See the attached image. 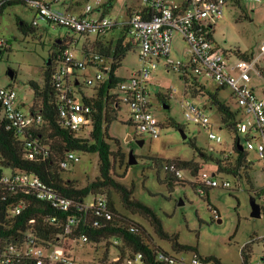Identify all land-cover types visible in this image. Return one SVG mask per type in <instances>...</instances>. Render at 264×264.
<instances>
[{
	"label": "rangeland",
	"instance_id": "1",
	"mask_svg": "<svg viewBox=\"0 0 264 264\" xmlns=\"http://www.w3.org/2000/svg\"><path fill=\"white\" fill-rule=\"evenodd\" d=\"M52 3L55 0H35ZM108 7L109 0L103 1ZM82 5H93L94 0H81ZM143 0H115L107 11L106 17L114 21L126 17L127 5L141 6ZM54 8L61 9V3H54ZM36 17L29 5H13L7 7L0 15V37L7 42V48L0 55V87H12L18 93V103L24 113H29L33 107L35 96L31 83L43 85L47 61L54 51L57 40H71L70 48L78 60L84 58L82 50L86 38L69 31L65 27H53L42 21L36 27L35 34L26 35L20 29V23L25 22L30 28ZM20 21V22H19ZM214 25L213 39L220 50L228 57L234 58V53L243 54L257 52L258 46L264 41V5L253 2H242L241 5L230 4L225 10L223 18ZM120 36V29L113 30L105 36L106 40L115 41ZM89 41L94 43L98 36L90 35ZM133 39L127 36V41ZM78 41V43H75ZM141 51L135 45L123 59L118 70V76L130 80L144 69L140 59ZM191 48L176 33L173 40L171 60L175 63L190 62ZM232 60V59H231ZM156 69L151 66L153 81L149 86V101L156 118L161 122L160 136L152 138L142 134L135 124L131 123V108L125 102L120 104L117 121L109 128L116 179L128 189L134 188V198L151 208L160 219L164 231L174 238L161 239L153 227L141 215L128 212L114 190L110 193L118 210L131 220L144 225L155 239L156 245L175 253V242L180 246L191 248L183 254L186 256H200L202 258H216L221 264H243L241 251L250 242L249 264L262 261L264 255V162L258 160L253 153L250 159L253 168L248 173V180L236 178L232 175L217 173V159L234 156V136L222 125L221 115L214 97L219 102L228 104L233 111L238 107L229 89H219L217 83L205 75L191 73L187 78L191 84L195 80L204 87V94L197 97L186 95V82L181 73L165 59L157 62ZM11 73L14 74L12 79ZM83 82V79H82ZM250 86L259 98H264V79L253 75ZM92 95V89L87 88ZM175 93L169 97V93ZM122 95V94H121ZM122 97V96H121ZM169 97V100H168ZM162 98L167 99L166 108ZM185 98L203 107L207 103L206 111L211 117L212 129L222 137V143L209 139V132L199 125L189 122L184 116L183 102ZM174 122L182 129L187 139L184 140L180 131L170 123ZM134 125V126H133ZM130 138V139H129ZM241 144L245 138L240 135ZM140 141H143L140 144ZM189 141L196 142L197 149L189 145ZM133 152L138 163L130 165V153ZM200 152L212 157L214 161H203ZM80 161L64 173L66 180L77 181L81 187L93 182L100 176L98 154L75 152ZM194 161L201 165L200 172L193 176L190 171L182 170L183 179L187 184H177L170 187L166 183V164L176 161ZM158 163V164H157ZM164 166V167H163ZM163 167V168H162ZM204 172L215 174L219 187L209 188L207 199L205 194L193 188L190 183L201 181ZM231 183L229 188H223L222 182ZM250 182V183H249ZM256 195L258 204L263 209L261 218H252L251 198ZM101 245L82 243L74 250V255L80 263L88 264L102 255ZM178 250V249H177ZM181 250V249H179ZM182 253V252H181Z\"/></svg>",
	"mask_w": 264,
	"mask_h": 264
},
{
	"label": "trees",
	"instance_id": "2",
	"mask_svg": "<svg viewBox=\"0 0 264 264\" xmlns=\"http://www.w3.org/2000/svg\"><path fill=\"white\" fill-rule=\"evenodd\" d=\"M19 4L30 6V0H6L1 4L0 15L7 7ZM112 5L113 0H111L108 7H104L106 12ZM145 17L150 18L151 11L146 10ZM20 29L26 35L35 34L37 31L34 27L29 28L25 22L20 23ZM69 31L75 33L72 30ZM122 31L117 40L112 43H103L98 40L92 43L89 41L88 35L78 34L87 39L82 53L89 66L94 67L92 63L94 54H99L106 63L111 64L108 78L96 87H89L84 81L82 82V79L86 76L76 75L77 80L74 85L78 90L75 92L78 95V100L92 110L94 123L88 135L82 136L65 126L59 110L60 93L54 80L56 67L58 63L62 62L60 57L66 49L70 48L73 39L61 40V45L54 47L57 53L52 52L49 57L48 61L51 62V65L46 67L43 85L31 83L35 100L30 114L35 119L41 117L42 123L40 125L34 123L28 129H19L15 123L4 116L0 105V176L8 170L36 175L60 196L76 202V207L63 211L56 204L39 199L34 194H27L21 190L12 191L7 186L0 184V240L3 243H11L19 248H23L27 244L51 248L55 245L57 239L66 235V227L71 225L72 232L67 235L69 238L81 239L86 237L88 244L101 245L97 249L102 250V255L89 264H105L117 253L124 255L126 251L143 254L145 264H159L156 262L159 254L167 250L156 245L154 237L144 225L131 220L118 210L110 193L111 190L117 193L128 212L146 218L161 239L170 240L174 243V238H171L164 231L162 223L155 212L135 199L134 188L128 189L116 179L113 173L114 154L110 143L112 139L109 137V128L113 122L117 121L121 110L120 104L122 101L119 99L117 90L121 84L127 81L119 77L117 73L122 66L123 59L132 47L136 45L139 48V44L134 38L127 41V36L131 33L130 27H123ZM213 31L214 28H212L210 36L212 40H214ZM101 36L104 35L98 37ZM75 43H78V41H75ZM4 50H6V47H0V55ZM234 54L241 58L247 57V54L240 51ZM179 72L181 78L186 82V95L189 94L194 98L204 94L205 88L197 80L193 84L189 82L187 75L192 73L189 68L181 69ZM261 74L264 78V70ZM87 88L92 89V95L87 93ZM161 100H163L164 105L169 106L167 99L162 98ZM214 102L221 115L222 125L234 136V156H225L223 159L215 160L217 173L232 175L236 178H242L243 176L245 180H248V173L252 170L253 164L247 162L248 154L244 150L240 151L238 149V144L241 143V134L237 131L240 113L233 111L228 104L219 102L216 97H214ZM205 108L207 109V106ZM131 123L134 124L132 117ZM170 124L181 130L176 123L171 122ZM163 126L161 125L162 129ZM189 145L197 149L196 142L189 141ZM68 151L98 154L100 176L93 182H89L85 187H81L77 181L66 180L63 175L67 170L62 168V162L65 160ZM200 155L203 161H214L212 157L204 152H200ZM171 167H175L178 171H190L193 176L201 170V165L194 161L176 160L167 163L165 167L167 172L166 183L170 187H175L177 184L182 186L187 184L186 180L176 177L170 171ZM190 184L195 189L199 186L204 188V194L209 199V188L201 185L199 180ZM98 196L107 199L108 206L106 210L110 218H106L108 217L107 214L100 207L94 209L83 208L90 197ZM253 197L256 198V195ZM22 203L25 204V209L20 215L12 217L10 214L12 208ZM54 218L57 219V223L53 222ZM71 219L75 221L73 224ZM116 242L121 245H116ZM253 242H250L241 251L243 264H249L248 261L251 256L249 245ZM175 245V249L178 251L175 254L191 249L180 246L177 242H175ZM202 259L221 264L216 258ZM262 261L264 262V255ZM16 264H36V262L31 258L24 257Z\"/></svg>",
	"mask_w": 264,
	"mask_h": 264
},
{
	"label": "built area",
	"instance_id": "3",
	"mask_svg": "<svg viewBox=\"0 0 264 264\" xmlns=\"http://www.w3.org/2000/svg\"><path fill=\"white\" fill-rule=\"evenodd\" d=\"M6 0H0L1 4ZM62 0H55L54 3ZM104 0H94L93 5H86L87 16L65 12L54 8V3H46L30 0L31 8L36 11V17L32 23L33 27L39 26L42 21L53 27L62 26L77 34L105 35L117 26L130 27L131 34L139 44L141 51L140 59L144 63V69L134 75L130 80L121 84L117 90L119 99L131 108L132 119L137 129L142 134L152 138H158L161 131V122L153 113L149 101V86L153 81L151 66L156 69L155 59H165L172 68L179 70L189 68L195 75H205L215 81L220 89H229L232 99L238 107L240 119L237 123V131L246 138L243 145L248 154L247 162L253 164L250 154L257 156L258 160L264 162V98L256 96L254 89L250 86L253 75L262 77L264 70V41L258 46L255 53L247 54L246 58L233 55L228 57L225 51L219 49L214 40L211 39V31L214 23L223 18L224 10L230 4L241 5L242 2H253L264 5V0H188L187 4L180 5L169 0H143L142 7L134 10L127 23L120 24L107 17L91 18L88 15L96 13L97 9H104ZM146 10L151 11V17L146 18ZM181 34L182 39L191 48L192 55L188 65L182 62L175 63L171 60L174 35ZM0 47L7 48V42L0 37ZM62 62L58 63L54 74L55 85L60 93L59 110L66 127L72 131L85 136L92 130V110L78 100L77 88L74 82L76 75L86 76L83 81L89 87H96L104 82L111 70V64L106 63L99 54H94L92 63L88 65L83 58L78 60L70 48L66 49L60 57ZM232 59V60H231ZM264 79V78H263ZM122 94V95H121ZM175 93L170 91L172 97ZM122 96V97H121ZM0 105L4 116L15 123L21 130L28 129L34 123L40 125L41 117L35 119L30 113L21 111L18 103V93L12 87H0ZM184 116L192 123L199 125L209 132V139L222 143V137L213 131L211 117L205 106L200 107L194 101L185 98L183 102ZM80 158L74 152L68 151L62 162V168L69 170L75 166ZM171 172L178 178H183L182 172L171 167ZM215 174L204 172L201 176V185L207 188H216L220 183L215 179ZM0 184L7 186L10 190H21L27 194H34L39 199L52 202L63 211L76 207V202L60 196L54 189L50 188L40 177L25 173L5 171L0 176ZM223 188H229L231 183L222 182ZM204 194V188L198 190ZM108 202L103 196L90 197L85 207L87 209L100 207L107 213ZM78 207V206H77ZM25 209V204L13 207L10 211L12 217L18 216ZM99 213V212H98ZM57 223V219H53ZM75 221L71 219L73 224ZM72 232L71 225L66 227V235L57 239L51 248L36 247L27 244L23 248L11 243H3L0 240V264H16L21 258L33 259L36 264H83L74 255L76 247L82 243H88V239H71L67 235ZM264 244V238L262 239ZM116 245H121L118 242ZM185 252L175 254L169 251L159 254V264H216L208 262L197 255L186 256ZM89 264V263H88ZM105 264H145L143 254H134L126 251L124 255L117 253ZM257 264H264L263 261Z\"/></svg>",
	"mask_w": 264,
	"mask_h": 264
},
{
	"label": "crops",
	"instance_id": "4",
	"mask_svg": "<svg viewBox=\"0 0 264 264\" xmlns=\"http://www.w3.org/2000/svg\"><path fill=\"white\" fill-rule=\"evenodd\" d=\"M169 1H171V2H173V3H177V4H180V5H185V4H187V2H188V0H169ZM55 2V1H54ZM54 2H52V3H54ZM111 2V0H109V3ZM113 2H115V0H113ZM57 3H61V9H58V10H61V11H65V12H70V13H73V14H76V15H78V16H87V14L85 13V7H86V5H82V3H81V0H62V1H60V2H57ZM105 5V4H104ZM142 7V5L141 6H134V5H127V11H126V17H125V19H123V20H119V21H115V22H118V23H120V24H124V23H127V21L129 20V16H130V14L134 11V10H136V9H140ZM96 13H92L91 15H88L89 17H91V18H99V17H106V8H104V9H97L96 11H95ZM112 20V19H111ZM112 21H114V20H112ZM116 29H120V34L123 32L122 31V29H123V27L122 26H117L115 29H113V30H116ZM113 30H111L110 32H112ZM109 32V33H110ZM109 33H107V34H109ZM107 34H105L104 36H101V37H98V41H101V42H103V43H112V42H115V41H113V40H106L105 39V36L107 35ZM131 34V33H130ZM130 34H128V35H130ZM132 35V34H131ZM220 89V88H219ZM222 90V89H221ZM231 96H232V93H231ZM171 97V96H170ZM204 106H208L207 105V103H205V105ZM203 106V107H204ZM20 107V106H19ZM21 109V108H20ZM21 111H22V109H21ZM30 113V112H29ZM221 120H222V118H221Z\"/></svg>",
	"mask_w": 264,
	"mask_h": 264
},
{
	"label": "water",
	"instance_id": "5",
	"mask_svg": "<svg viewBox=\"0 0 264 264\" xmlns=\"http://www.w3.org/2000/svg\"><path fill=\"white\" fill-rule=\"evenodd\" d=\"M61 43H62L61 40H57L56 41L57 45H61ZM47 65L50 66L51 62L48 61ZM11 77H12V79L14 78V74L13 73H11ZM165 107L168 108L169 106L165 105ZM179 131L182 134L183 139L186 140L187 139L186 133L182 129L179 130ZM142 143H143V141H140V144H142ZM238 149L240 151L244 150V147H243V145L240 142L238 144ZM129 163H130V165H135V164L138 163V160H137V158H136V156L134 155L133 152L130 153ZM251 208H252V213H251V217L252 218H261L262 217L263 210H262L261 206L258 204L256 198H254V197L251 198Z\"/></svg>",
	"mask_w": 264,
	"mask_h": 264
},
{
	"label": "flooded vegetation",
	"instance_id": "6",
	"mask_svg": "<svg viewBox=\"0 0 264 264\" xmlns=\"http://www.w3.org/2000/svg\"><path fill=\"white\" fill-rule=\"evenodd\" d=\"M55 46H60V45H57V44L55 43V44H54V47H55ZM53 52L57 53V51H56V50H54Z\"/></svg>",
	"mask_w": 264,
	"mask_h": 264
}]
</instances>
